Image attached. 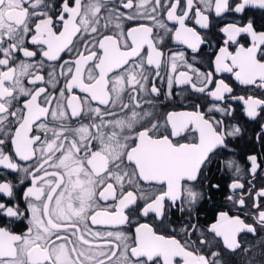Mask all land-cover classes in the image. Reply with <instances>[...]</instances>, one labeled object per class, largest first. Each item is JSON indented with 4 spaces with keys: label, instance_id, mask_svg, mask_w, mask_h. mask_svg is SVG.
I'll use <instances>...</instances> for the list:
<instances>
[{
    "label": "snow or ice",
    "instance_id": "1",
    "mask_svg": "<svg viewBox=\"0 0 264 264\" xmlns=\"http://www.w3.org/2000/svg\"><path fill=\"white\" fill-rule=\"evenodd\" d=\"M0 264H264V0H0Z\"/></svg>",
    "mask_w": 264,
    "mask_h": 264
}]
</instances>
